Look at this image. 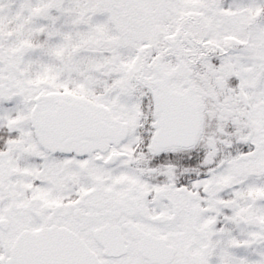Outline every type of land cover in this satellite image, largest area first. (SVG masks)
I'll return each mask as SVG.
<instances>
[{"label":"snow or ice","instance_id":"snow-or-ice-1","mask_svg":"<svg viewBox=\"0 0 264 264\" xmlns=\"http://www.w3.org/2000/svg\"><path fill=\"white\" fill-rule=\"evenodd\" d=\"M0 264H264V0H0Z\"/></svg>","mask_w":264,"mask_h":264}]
</instances>
